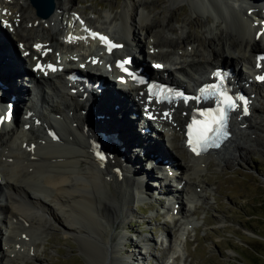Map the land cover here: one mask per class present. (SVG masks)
I'll return each instance as SVG.
<instances>
[{"label": "bare ground", "instance_id": "obj_1", "mask_svg": "<svg viewBox=\"0 0 264 264\" xmlns=\"http://www.w3.org/2000/svg\"><path fill=\"white\" fill-rule=\"evenodd\" d=\"M185 1H160L163 4L162 19H155V15L151 14L152 9H149L151 6H138L139 0H126L118 17L112 20L107 17L102 24L106 26L109 22L108 28L98 25L94 29L89 19L85 20L84 27L77 25L81 18L75 19L76 13L70 7L73 0H55V10L47 20L36 16L28 0L0 1V82L5 87L4 97L0 101L7 100L8 108L11 109L9 119L0 125V199L3 198L0 200V216L3 217L0 228L7 231L8 234L3 237L11 245L8 262L10 258L18 257V253L29 256L37 230L50 231L54 229L53 226H57L63 236L81 243L85 252L101 256L103 264H128L132 260L126 261L125 257L129 259L132 256L124 255L119 246L115 249L110 245L111 237L106 224L110 215L117 212L110 196L99 192L104 190L113 194L116 200L121 201V207L127 209L131 203L129 191L140 187L141 191H145L144 186L150 182L157 183L164 197L178 201L180 192L171 188L175 183L180 186L181 193L188 196V203H192L193 198L200 196L196 191H190L191 176L202 173L203 168L209 166V158L213 155L222 162L232 151H236L239 147L237 142L242 139L250 142L249 132L255 127L244 118V107L238 106L233 114V138L228 141V145L214 153L193 154L183 139L189 112L193 107L181 104L169 106L171 117L167 118L161 113L168 107L156 105L153 99H148L146 85L142 82L144 79H157L160 75L170 74L172 84L178 85L176 76L186 78L189 83H197L193 73L200 75L202 69L219 68L220 65L230 73L229 76L233 73L228 84L230 87L236 86V92H243L241 96H247V108H252L251 98L256 99L258 96L256 89H251L248 95L250 90L240 86L241 80L247 83L245 70L264 73V63L258 69L251 62L256 60L257 52L264 49V27L260 16L264 14V0H260L261 4L255 2L259 10L257 7V12L250 18L235 11L230 0H215L217 3H212V6L219 20L214 26L215 33L208 31L211 36L207 43L189 32L181 41L178 38L158 37V33L164 30L167 33L175 31L169 26L173 18H176L177 23H182L181 32L189 25L190 16L188 18L179 7ZM201 2L208 5L210 1ZM138 7L142 8L140 18L136 15ZM223 8L224 12L221 10ZM180 12L183 13V20L176 16ZM192 15L198 18L197 13L192 12ZM230 15L235 29L228 31L227 16ZM66 21L73 22V32L65 30ZM117 21L121 22L123 30L121 34L115 35L111 23ZM206 22L208 24L209 21ZM199 25H203L200 19ZM90 31L110 35L115 44L121 45V51L108 55L101 48L100 39L90 38ZM258 32H261L259 37ZM140 34H144L143 37ZM66 42L75 44V48L81 51L72 52ZM142 42L147 47V54ZM223 45L228 48V52H224ZM54 46L62 47L68 59L66 73ZM133 47L139 50L141 63L132 55ZM212 47H216V50ZM205 51L207 57L203 55ZM14 52H17V56ZM126 58H131L129 65ZM100 59L108 62L110 73L103 72L105 77L82 74L86 82L67 83V75L79 68L101 70ZM25 64L30 71L23 69ZM156 64L162 65L160 72L152 69ZM48 66H53L55 70H49ZM132 69L138 70L140 82L133 81L130 74L127 75L126 72L134 71ZM53 78L59 86L52 82ZM96 84H99V89L95 87ZM36 93L39 98L34 95ZM88 102L91 106L92 129L88 132L89 136L102 133L108 138L107 142L112 140L118 143L124 149L123 158H127L128 162L133 159L146 162L149 154L152 159L154 156L153 162L160 159L150 169L152 173L146 177L134 176L130 172L135 169L134 165L127 166V170L124 167L123 175L128 173L127 186L100 174L98 166L87 153L83 137L74 130L86 118L83 119L79 113ZM172 130L179 133L180 147L168 139ZM162 140L169 143L171 155L162 151ZM177 150L189 156L186 167L177 166L178 162L184 161ZM147 153L148 156H144ZM174 168L181 171V175L168 177V170ZM161 170L163 173H158ZM155 171L158 174L152 176ZM2 193L4 197H1ZM179 212L183 213V217L189 213ZM99 213L103 214L106 222ZM111 224L114 225L113 222ZM5 242L0 244V251ZM149 245L145 241L144 246ZM0 263L4 264L2 259ZM89 264L95 263L91 261Z\"/></svg>", "mask_w": 264, "mask_h": 264}, {"label": "rangeland", "instance_id": "obj_2", "mask_svg": "<svg viewBox=\"0 0 264 264\" xmlns=\"http://www.w3.org/2000/svg\"><path fill=\"white\" fill-rule=\"evenodd\" d=\"M139 1L138 6L143 4L151 6L149 9H152L151 14L155 15L154 18L162 19L163 4L160 1L166 0ZM208 1L211 3L210 5L208 3L209 6L202 4L201 0H186L179 7H181L180 11L185 12L188 18L190 16L189 25L185 26L181 32L182 23H177L176 18L173 20L170 18L172 21L169 26L175 31L167 33L164 30L158 33V37L183 40L186 33L189 32L207 43L211 36L210 32L215 33L214 26L219 20V16L212 6V3L216 4L217 2L215 0ZM230 1L235 11L249 18L257 12L258 6L256 7L255 2L258 4L262 2L260 0ZM125 2L126 0H73L70 7L73 8V13H76L75 19L78 17L89 19L92 29L98 25L108 28L109 22L106 26L102 24L107 20V17H110V20L115 16L118 17ZM17 8L20 9V7ZM141 9L138 7L136 11L137 18H140ZM221 10L224 12V8ZM192 12L197 13L198 18L196 15L193 16ZM181 13H177L176 16H180L183 20L184 16ZM201 15L203 16L201 17ZM260 16H262L264 27V14ZM230 17L231 15L227 16L228 31L235 29ZM199 19L203 25H199ZM237 23L240 24L239 21ZM121 27L120 21L111 23V30L115 35L121 34V30H123ZM143 35L140 34V37ZM72 46L76 47V45ZM142 46L147 54V47L143 42ZM215 46L217 47V44ZM216 47L212 48L216 50ZM54 48L57 53L63 50L62 47L54 46ZM226 48L223 45L224 52H228V48ZM203 53L207 57V52ZM14 54L17 56V52ZM211 61L212 59H210ZM251 62L254 63L252 60ZM25 67L27 68L26 64ZM245 78L247 81L246 75ZM249 78V81H252L250 76ZM1 84L0 98L3 99L5 87L3 84L2 87ZM256 90L258 96L253 100L251 110L249 108V115L245 117L255 127V132H253L254 130L249 132L248 140L250 142L240 138L242 140L237 142L239 147L236 151H232L231 155L226 156L224 161L219 162L217 156L213 155L209 158V166H205L202 173L191 176L190 191L192 193L196 191L200 198H193V202L188 203V196L181 192L178 194V201H175L179 202V210L189 211L188 214L185 213L184 217L183 213L174 209L176 206L173 199L164 197V193L158 189L157 183L150 182L146 185L144 183L145 191H141V187L130 190L131 203L127 209H122V211L118 202L117 204L116 201L113 202V198L108 192L104 190L99 192L103 195L109 194L111 203L117 212L116 215H110L106 224L111 237L110 245L115 249L119 246L124 255L132 256L129 259L125 257L126 261L132 260L128 264H264V86H260ZM6 101H0L1 111L9 110V104ZM83 108L79 115L83 119L86 117V120L84 119L80 123L84 131L91 132L90 115L88 114V109L90 110L91 106L87 104ZM168 137L173 144L180 147L181 138L177 130H172ZM168 144L162 140L160 147L162 151L171 155L172 149ZM108 147L120 160L123 168L125 167L127 170V166H135V169L130 171L134 176L136 174L146 177L147 174L152 173L150 169L160 162V159L153 162L154 156L152 159L151 154L148 157L150 164L148 160H146L148 163L142 160L137 162L136 159L128 162L127 158H123L124 149L118 143ZM177 152L179 151L177 150ZM179 154H182L181 157L184 161L174 163L178 162L177 166L186 167L189 156L184 151H180ZM144 156H148V153ZM164 163L167 162L164 161ZM158 173H163V170ZM158 173L155 171V175L153 173L152 176H156ZM126 175L124 174V179L127 186L128 177ZM172 175H181V171L175 168L171 171L168 170L167 176ZM198 176L200 177L197 178ZM172 186L173 189L176 185L173 183ZM99 215L106 222L103 219V214L99 213ZM111 221L114 225L111 224ZM53 228L50 231L45 229L36 231L29 256L18 253V257L10 258V262H8L9 247L3 248L2 253L0 252L4 258L2 262L4 264H89L94 261L95 264H103L101 256L85 252L81 243L63 236L64 234L58 231L57 226H53ZM145 241L150 244L149 247L144 246ZM134 254L138 257H133ZM117 257H119L118 253Z\"/></svg>", "mask_w": 264, "mask_h": 264}, {"label": "snow or ice", "instance_id": "obj_3", "mask_svg": "<svg viewBox=\"0 0 264 264\" xmlns=\"http://www.w3.org/2000/svg\"><path fill=\"white\" fill-rule=\"evenodd\" d=\"M96 38L97 34H91ZM99 39L106 42V38L100 36ZM115 45H112L114 47ZM39 49V45L36 46ZM51 67V66H49ZM160 67V65H156ZM55 70V69H53ZM258 80H264V77L258 76ZM202 95L214 96L217 98V107L205 112L199 113L202 120L193 119L188 125V146L195 154L200 155L202 151H206L210 146H218V140L227 135L226 125L228 112L235 108V102L242 98H232L226 92L219 90L218 85L207 86L201 90ZM247 114V108L244 109ZM167 115V114H165ZM55 138V137H54ZM103 159V157H101Z\"/></svg>", "mask_w": 264, "mask_h": 264}, {"label": "water", "instance_id": "obj_4", "mask_svg": "<svg viewBox=\"0 0 264 264\" xmlns=\"http://www.w3.org/2000/svg\"><path fill=\"white\" fill-rule=\"evenodd\" d=\"M29 2L31 6L35 8L37 16L42 19H48L54 12V0H29ZM83 141L89 157L98 166L100 174H103L104 177H108L111 180L117 181L119 184H125L124 175L122 173L123 167L113 151L101 146L98 142L86 138L83 139ZM101 157H103V159H101ZM109 194H107V196H109ZM110 196L113 198V202L116 201V204L118 202L121 207V201L116 200L113 194H110ZM122 209L123 207H121L120 210L122 211Z\"/></svg>", "mask_w": 264, "mask_h": 264}]
</instances>
